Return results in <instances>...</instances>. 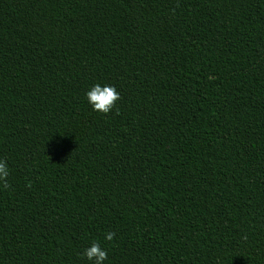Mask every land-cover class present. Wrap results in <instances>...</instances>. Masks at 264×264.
Returning <instances> with one entry per match:
<instances>
[{"label":"trees","instance_id":"16d2710c","mask_svg":"<svg viewBox=\"0 0 264 264\" xmlns=\"http://www.w3.org/2000/svg\"><path fill=\"white\" fill-rule=\"evenodd\" d=\"M0 159V264H264V0H0Z\"/></svg>","mask_w":264,"mask_h":264},{"label":"clouds","instance_id":"9594fccd","mask_svg":"<svg viewBox=\"0 0 264 264\" xmlns=\"http://www.w3.org/2000/svg\"><path fill=\"white\" fill-rule=\"evenodd\" d=\"M119 99L120 93L114 86L95 84L86 92V100L92 110L105 115L114 109ZM9 175L10 169L7 163L0 159V187H8ZM114 236V232H107L103 235V240L111 242ZM82 256L89 264H105V261L108 260V250L102 246L101 242L92 241L83 250Z\"/></svg>","mask_w":264,"mask_h":264}]
</instances>
